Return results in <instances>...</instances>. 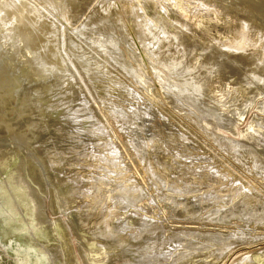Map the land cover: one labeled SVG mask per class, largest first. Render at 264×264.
<instances>
[{
  "label": "rangeland",
  "instance_id": "rangeland-1",
  "mask_svg": "<svg viewBox=\"0 0 264 264\" xmlns=\"http://www.w3.org/2000/svg\"><path fill=\"white\" fill-rule=\"evenodd\" d=\"M21 1L38 31L1 30L2 61L66 67L0 84V264H264V0ZM100 178L142 196L123 209Z\"/></svg>",
  "mask_w": 264,
  "mask_h": 264
},
{
  "label": "bare ground",
  "instance_id": "bare-ground-1",
  "mask_svg": "<svg viewBox=\"0 0 264 264\" xmlns=\"http://www.w3.org/2000/svg\"><path fill=\"white\" fill-rule=\"evenodd\" d=\"M65 1V0H64ZM27 8V7H26ZM31 8V6H30ZM24 11V4L21 0H0V31L1 30H9L10 27L13 26H16L14 27L13 29H17V27H22L24 29V33L25 35H31V34H35V30L38 31V27L36 25V22H37V18H30L28 17L27 13H26V16L24 15L23 13ZM30 14V13H29ZM31 15V14H30ZM29 15V16H30ZM39 19V18H38ZM14 23V24H13ZM153 27V26H152ZM156 27V26H155ZM22 28L20 30H22ZM49 28V27H48ZM157 28V27H156ZM157 29H162L161 27L160 28H157ZM148 31H151V27H148L146 28ZM3 32V31H2ZM157 32V31H156ZM2 34V33H1ZM154 37L156 36L155 33H153ZM49 36V35H48ZM3 37V36H2ZM6 37V36H5ZM9 37V36H8ZM25 37V36H24ZM26 38V37H25ZM36 38V37H35ZM19 39H20V36H19ZM18 39V40H19ZM22 39V38H21ZM24 39V38H23ZM14 40V39H12ZM26 40V39H25ZM64 40V39H63ZM3 40L0 39V84L2 86L5 87L6 89V92L8 94V96L10 98H13L15 97V95L19 92V90L21 89L20 86L22 84V80L24 78V75L26 77H28V79L30 81H34L38 78H45L47 80H51L54 76V74L56 72H59V71H62V70H65V67H66V62L64 59H62V57L56 52L58 50H54L53 48L55 47H52L53 50H51L50 52H48L47 50V55L45 54L44 55V58L42 57V53H41V56H40V60L42 61V65L44 67H47L46 71H43V73H41L40 75H36V76H31L30 75V70L29 68L25 65V63H20L19 60L23 59L24 57L20 55V57L17 58V56L15 55V57H12L6 61H2V56L6 54V51H5V47H4V42H2ZM15 41V40H14ZM21 41V40H19ZM28 42V40H26ZM58 44V43H57ZM42 45V44H41ZM72 45V44H71ZM32 46V45H31ZM43 46V45H42ZM41 46V47H42ZM33 47V46H32ZM45 47V45H44ZM43 47V48H44ZM34 48V47H33ZM45 49V48H44ZM19 50V49H18ZM42 50V49H41ZM49 50V49H48ZM62 51V50H60ZM73 51V49H72ZM80 52V51H79ZM9 54V53H8ZM40 54V53H38ZM26 55V54H25ZM63 56V54H62ZM75 56V55H74ZM38 57V56H37ZM42 57V58H41ZM117 57V56H116ZM30 58V57H29ZM64 58V56H63ZM27 59V58H26ZM86 59V57H85ZM38 61V58L36 59ZM78 60V59H77ZM88 60V59H87ZM92 60V59H91ZM30 61V60H29ZM79 62L80 59L78 60ZM23 62V61H22ZM78 62V63H79ZM83 62V61H82ZM81 62V63H82ZM179 63V62H178ZM41 64V63H40ZM84 64V63H82ZM89 64V63H88ZM175 64V62L173 63ZM81 65V64H80ZM85 65V64H84ZM83 65V68L82 69H85V71L87 70L85 68V66ZM172 65V63H171ZM179 65V64H178ZM34 66V65H33ZM175 66H177L175 64ZM169 67V66H168ZM171 67V66H170ZM32 68H35L32 67ZM177 68V67H176ZM8 69H11L12 72L15 73V80H13V82L11 83V81L9 80V77H7L6 75V70ZM41 69V68H40ZM39 69V70H40ZM188 69V68H187ZM186 69V70H187ZM36 69H33V71H35ZM182 70V69H181ZM190 70V69H189ZM41 71V72H42ZM92 71V70H91ZM97 71V70H96ZM95 71V72H96ZM176 71V69H175ZM179 71V70H178ZM32 72V71H31ZM87 72V71H86ZM170 72H174V70L170 69ZM185 72V71H184ZM183 72V73H184ZM187 72V71H186ZM185 72V73H186ZM189 72V71H188ZM35 73H38L35 72ZM93 74V73H92ZM101 74V73H100ZM173 74V73H172ZM91 75V74H90ZM95 75V74H94ZM89 76V75H88ZM107 76V75H106ZM188 76V75H187ZM91 77V76H90ZM94 77V76H93ZM97 80V79H96ZM47 82V81H46ZM27 84V82H26ZM186 84L187 82L183 81L181 83H177V84H174L175 85V88L172 89L173 91H175L177 94L181 92L182 89H184L183 87H186ZM201 89V88H199ZM198 90V88H197ZM183 92V91H182ZM26 101V100H25ZM28 102V101H27ZM26 102V103H27ZM21 106V105H20ZM44 106V107H43ZM12 108V107H11ZM45 108H47L46 105H42V109L44 110ZM82 108V107H81ZM50 109V108H49ZM85 110V109H84ZM51 113L49 115L52 116H56L57 117V114H58V111L55 110V109H50ZM86 112H87V109H86ZM82 113H85V111H82ZM123 113V112H122ZM16 115V113H15ZM201 115L202 117H213L211 114H208L207 112H202L201 111ZM22 116V115H21ZM15 117V116H14ZM217 117V116H216ZM16 118V117H15ZM85 119V118H84ZM218 119V117H217ZM96 122V121H95ZM93 125V124H92ZM84 126V125H83ZM97 127V126H96ZM83 128V127H82ZM90 128V127H89ZM83 130V129H82ZM86 130H88L86 128ZM91 130V128H90ZM89 130V131H90ZM84 132V131H83ZM262 133V132H261ZM15 134V133H14ZM256 134V133H255ZM16 135V134H15ZM259 135V134H258ZM263 136H264V133H263ZM16 139V142H17V145L19 144V146L21 145H25L26 143V138H24L23 136H19ZM264 139V138H263ZM73 141V139H72ZM264 141V140H263ZM237 142H235L236 144ZM4 143L0 142V148H3L2 146ZM239 143H237L236 145H238ZM243 144V143H242ZM241 146V145H240ZM24 147V146H23ZM21 148V147H19ZM252 148V147H251ZM254 149V148H252ZM32 151L34 152V150L32 149ZM31 151V152H32ZM32 152V153H33ZM91 154V153H90ZM88 156V155H87ZM29 158V157H27ZM26 158V159H27ZM258 158V156H257ZM81 161V160H79ZM38 164L40 163L37 162ZM42 165V164H41ZM40 166V168L35 165V169L36 171L38 172V176L40 179H43V175H44V171H43V166ZM164 169V168H163ZM22 170V169H20ZM99 180V179H98ZM97 180V181H98ZM92 181V180H91ZM113 181V180H112ZM93 183V182H92ZM81 185V183H79ZM94 184V183H93ZM122 184V182H121ZM119 185V183L117 182V180L114 182H111L109 180H104L102 178H100V183H98V185L96 186L95 185V191L97 196L100 197L101 199H104L105 198V192H107V190H105V185H108L109 187L111 186L110 189H108V191L110 190L112 196H114V198L118 199L121 204L124 206L123 209L126 208L129 206H133L135 201L139 198H141L142 196V192L139 191L138 187L136 188L135 186H129V185ZM185 191H197L199 190V186L200 184H195V183H188V184H185ZM85 189V188H84ZM88 189V188H87ZM89 190V189H88ZM227 190V189H226ZM225 190V191H226ZM248 190V189H247ZM90 191V190H89ZM88 191V192H89ZM52 193H53V198H54V201L55 202H60L61 201V192L59 190H56V189H53L52 190ZM95 193H93L94 195ZM204 194V193H203ZM230 195V194H229ZM36 196V200L38 202V209H39V215L37 217V224L40 226V228L42 229V226L44 229H50L51 227H54L53 224H50L46 221V219L44 218L43 214H41V204H42V198L41 196L39 195H35ZM96 196V195H95ZM96 196V197H97ZM207 196L209 197H212L214 199H222V197L220 198L216 193H209L207 194ZM229 198V197H228ZM210 199V198H209ZM230 200V199H229ZM214 201V200H213ZM239 209V208H237ZM224 212V211H223ZM222 212V213H223ZM221 217V216H220ZM42 225V226H41ZM124 225V224H123ZM127 225V222L126 224ZM124 225V226H125ZM126 227V226H125ZM128 227V226H127ZM120 228V227H119ZM123 226L121 227L120 231H123ZM103 232L106 234V235H109V236H112L113 234L115 235L118 231H117V228H111V227H106ZM213 242V241H212ZM223 246L226 247L227 246V243L224 244L223 243ZM169 251V250H168ZM39 252H40V255H44V257L48 258V260L50 259V255L46 252V251H43L39 248ZM222 252V251H221ZM220 252V253H221ZM172 253V252H171ZM121 261V260H120ZM118 261V262H120ZM123 261V260H122ZM126 262V260H125ZM50 264V263H49ZM119 264V263H118ZM121 264V262H120ZM124 264V263H123Z\"/></svg>",
  "mask_w": 264,
  "mask_h": 264
}]
</instances>
